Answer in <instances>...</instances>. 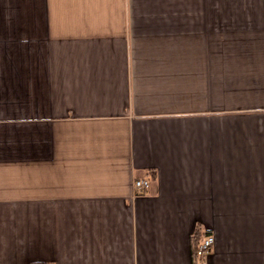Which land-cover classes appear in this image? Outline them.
Returning a JSON list of instances; mask_svg holds the SVG:
<instances>
[{
  "label": "crops",
  "instance_id": "crops-1",
  "mask_svg": "<svg viewBox=\"0 0 264 264\" xmlns=\"http://www.w3.org/2000/svg\"><path fill=\"white\" fill-rule=\"evenodd\" d=\"M199 227L264 264V0H0V264H198Z\"/></svg>",
  "mask_w": 264,
  "mask_h": 264
},
{
  "label": "built area",
  "instance_id": "built-area-1",
  "mask_svg": "<svg viewBox=\"0 0 264 264\" xmlns=\"http://www.w3.org/2000/svg\"><path fill=\"white\" fill-rule=\"evenodd\" d=\"M150 180L149 178H140L136 179L134 181V187L138 190H142L144 188H147L149 186ZM215 236L213 233H206L202 239L200 240V243L197 248V259L198 264H208L207 257L211 250L213 249L215 245Z\"/></svg>",
  "mask_w": 264,
  "mask_h": 264
},
{
  "label": "trees",
  "instance_id": "trees-1",
  "mask_svg": "<svg viewBox=\"0 0 264 264\" xmlns=\"http://www.w3.org/2000/svg\"><path fill=\"white\" fill-rule=\"evenodd\" d=\"M203 235H202V232H201V228L199 227L194 235H193V249H194V253H195V257H197V248H198V245L200 243V240L202 239ZM33 264H40L39 262H34Z\"/></svg>",
  "mask_w": 264,
  "mask_h": 264
}]
</instances>
